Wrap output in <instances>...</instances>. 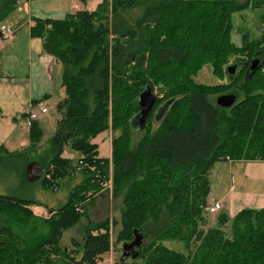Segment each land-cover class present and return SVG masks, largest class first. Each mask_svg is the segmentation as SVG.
<instances>
[{
    "label": "trees",
    "instance_id": "1",
    "mask_svg": "<svg viewBox=\"0 0 264 264\" xmlns=\"http://www.w3.org/2000/svg\"><path fill=\"white\" fill-rule=\"evenodd\" d=\"M250 2L264 4L101 0L93 10L35 18L30 34L41 38L43 50L61 64L64 96L56 104L55 130L41 151L42 130L33 122L29 145L10 153L0 147V156L21 155L25 164L38 161L44 169L43 188L56 190L76 169L82 180L48 218L29 209L39 203L35 198L0 194V264L101 260L111 246L108 221H88L81 239L71 238L69 250L60 238L82 217L79 209L88 194L101 189L99 181L108 177L109 165L113 194H123L117 240H131L134 230L150 238L135 249L136 258L128 261L129 256L121 255L114 264H264V208H244L228 226L224 214L210 226L204 211L214 163L264 160V16L259 38L249 40L246 34L241 46L230 39L232 14ZM15 8L16 0H0V21ZM243 52L247 56L237 61L240 66L231 75L226 71L229 58ZM254 57L260 60L251 71ZM206 64L230 82H195ZM146 86L152 91L157 87L163 97L156 98L142 136L132 145L130 119L139 111L138 95ZM223 92L236 96L229 108L215 103ZM170 99L153 129L154 111ZM108 129L119 133L111 139L110 159L99 157L92 142ZM66 149L76 153V160L63 156ZM101 228L105 231L93 233ZM167 238L195 248L190 253L168 249L161 243Z\"/></svg>",
    "mask_w": 264,
    "mask_h": 264
},
{
    "label": "crops",
    "instance_id": "2",
    "mask_svg": "<svg viewBox=\"0 0 264 264\" xmlns=\"http://www.w3.org/2000/svg\"><path fill=\"white\" fill-rule=\"evenodd\" d=\"M29 1H24L22 6H18L16 1V10L29 13V19L24 21L25 23H17L15 29L12 30V37L9 36V41H0V147L9 153L20 151L29 145V128L25 126L24 121L29 111L35 109L36 102H41L47 109V112L40 114L35 121L42 130V137L48 138L53 133L54 130L46 132L44 127V125L52 124V121L46 117L49 113L46 103L54 96L56 97L54 103L64 96V88L61 85V64L51 54L43 50L41 38L30 34V28L35 24V18L41 17L30 15ZM76 1L79 2V5L75 3L74 12L82 9L93 10L100 2L99 0H85V3L81 0ZM24 27L28 28L26 33L17 32L14 35L18 29ZM56 118L57 115L53 117L55 122ZM99 141L100 144L107 143V154L104 156L99 153ZM92 142L97 145L99 157L110 159V138L98 137L97 139L96 136ZM63 156L73 159L76 153L66 149ZM218 162L221 164L218 166H221L222 170L215 178L214 183L210 178L213 167L209 173L210 196L207 205L218 200L221 202L222 208L214 215L207 213L210 217L209 225L216 224V217L219 214H224L227 217L228 224L229 216H235L244 208H264V160ZM225 169L230 173L229 181L227 178H223L222 174ZM58 189L59 187L55 191H51L56 192ZM35 200L39 203L30 205L29 209L33 213L39 214L50 212L51 209L63 205L67 200V195L61 198L46 196L45 201H42V198H35Z\"/></svg>",
    "mask_w": 264,
    "mask_h": 264
},
{
    "label": "rangeland",
    "instance_id": "3",
    "mask_svg": "<svg viewBox=\"0 0 264 264\" xmlns=\"http://www.w3.org/2000/svg\"><path fill=\"white\" fill-rule=\"evenodd\" d=\"M18 6H22L23 2L26 0H16ZM101 1V0H99ZM30 15L32 16H38L41 18H61L64 17L67 13H71L75 11V3L79 5V2L76 0H30ZM85 3V1H84ZM85 5V4H84ZM29 13H25L23 10L17 11L16 8L12 10L8 15H6L2 20L1 23H5L9 25L12 30L15 29L17 26V23H25L27 19H29ZM262 16H264V4H261L259 6H255L250 2V4L239 11H236L231 16V32H230V39L236 46H241V43L243 42V36L248 35V39H256L261 36V30L263 28L262 24ZM27 27H24L22 29H18L14 35L17 32L20 33H26ZM12 33L9 35L12 37ZM22 35V34H21ZM9 37H3L0 34V41H9ZM247 56V52H243L241 54H235L232 55L226 66L232 65L236 63L237 61H241V57ZM225 66V67H226ZM264 71V70H263ZM194 81L197 83L209 85V86H215V85H222L229 83V79L227 75L223 76H217L212 72V67L209 64H206L202 66V68L198 71L196 76H194ZM158 88L155 87L154 89V95L156 98L161 99L163 97V92L157 91ZM229 92H223L216 95L221 94H227ZM54 100H56V97L54 96L50 101H48L46 104L49 108V113L46 117L52 121V124L49 126L44 125L45 131L50 132L55 130L56 122L53 119L55 115H57L56 111V104L54 103ZM156 109V107L153 109V111ZM45 122V119H43ZM42 121V123H43ZM41 123V122H40ZM158 125V121H152V128L155 129ZM133 133H131V143L134 145L137 140L142 136V132L140 130H132ZM118 132H112L110 129L105 130L97 135V139L99 138H110L111 139L114 136H117ZM96 138V137H95ZM94 139V138H93ZM99 143V153L101 155L107 154V143L100 144ZM47 145V138L42 137L41 141L39 142L38 151H41L45 146ZM111 157V155H110ZM76 160L75 158H73ZM24 157L23 156H0V194H17L19 196H23L26 198H42V201H45L46 196L53 197H63L66 196L69 188L71 189L73 186L79 184L82 180V173L80 170L76 169V171L73 173L71 178L69 180H63L67 184V187L63 182L60 183V187L56 192H52L50 189L43 188L41 184V179L35 182H25L22 179L21 174H24ZM79 161V164H81V161ZM221 165L219 162L214 163L212 166V171L210 174V178L214 183V180L217 176H219L221 172ZM109 173L108 177L104 178L103 181H99L101 183V189L96 191H91V194H88L87 200L83 203V205L79 206L80 212L83 213L82 217L78 221L77 224L72 226L71 228L66 229L61 238H60V245L64 247L66 250H69L72 248L71 245V238L81 239V237L84 234V227L86 223L89 221L91 223H98L102 222L104 220L108 221V233H109V240H110V250L109 252L105 253L102 258V264H114L122 255V245L124 243H128L129 241H120L117 240V233L121 229V211L123 208V194L114 195L113 194V188H112V179H111V166L109 165ZM223 178H227L228 181L230 180V173L226 169L223 172ZM55 191V190H53ZM210 191V190H209ZM260 192V191H259ZM42 194V195H40ZM210 196V192L208 194V197ZM56 204V203H54ZM209 205V204H208ZM207 206V205H206ZM205 206V207H206ZM205 211V209H204ZM33 213V212H32ZM51 215V212H48ZM205 214L207 212L205 211ZM36 217L40 218H48L49 216H43L42 213H33ZM234 217V216H233ZM233 217L229 216L228 224H230ZM210 218V217H209ZM208 218V219H209ZM228 228V227H226ZM105 230L103 228L99 230H94L93 232H104ZM226 236H231L230 229L228 228L226 231ZM142 239V246L147 245L150 242V238H141ZM161 243L165 245L166 248L182 252V253H190L194 250L195 245L192 244L190 249H187L184 247L183 243L177 239H165L162 240ZM78 257V256H77ZM131 257L129 256L127 259L130 261ZM61 264H64V262H61Z\"/></svg>",
    "mask_w": 264,
    "mask_h": 264
},
{
    "label": "water",
    "instance_id": "4",
    "mask_svg": "<svg viewBox=\"0 0 264 264\" xmlns=\"http://www.w3.org/2000/svg\"><path fill=\"white\" fill-rule=\"evenodd\" d=\"M258 65V59H254L249 64V69L253 71ZM240 63L236 62L232 65H228L226 67V71L231 75L236 72L239 68ZM156 101V97L154 92L152 91L150 86H146L138 95V106L139 111L130 119V125L134 130H141L146 123V120L151 112ZM236 102V96L232 93L221 94L215 98V103L217 106L222 108H229ZM172 100H168L162 103L157 109L154 111L153 118L154 121H159L163 115L168 110ZM43 166L36 160L28 161L24 166V178L27 182H35L38 181L43 174ZM133 239L122 245V255L130 256L132 259L136 258L138 255V251L136 248H139L142 242V234L138 233L134 230Z\"/></svg>",
    "mask_w": 264,
    "mask_h": 264
},
{
    "label": "built area",
    "instance_id": "5",
    "mask_svg": "<svg viewBox=\"0 0 264 264\" xmlns=\"http://www.w3.org/2000/svg\"><path fill=\"white\" fill-rule=\"evenodd\" d=\"M12 33V28L7 25V24H0V34L3 36V37H9V35ZM35 109H31L29 111V113L27 114L26 118H25V126L27 128H29L33 122H35L40 114H43V113H46L47 112V109L45 108V106L41 103V102H36L35 103ZM222 208V204L220 201L218 200H214L213 202H211L209 205H207L205 207V211L208 213V214H211V215H214L216 213H218ZM36 214V213H35ZM42 215L43 216H49L50 213L48 212H42ZM94 234L96 232H93ZM95 264H102V261L101 260H98L95 262Z\"/></svg>",
    "mask_w": 264,
    "mask_h": 264
},
{
    "label": "flooded vegetation",
    "instance_id": "6",
    "mask_svg": "<svg viewBox=\"0 0 264 264\" xmlns=\"http://www.w3.org/2000/svg\"><path fill=\"white\" fill-rule=\"evenodd\" d=\"M256 58L258 59V64H259V60H260L259 57H254V58H252V60H254V59H256ZM252 60H251V61H252ZM249 64H250V63H249Z\"/></svg>",
    "mask_w": 264,
    "mask_h": 264
}]
</instances>
